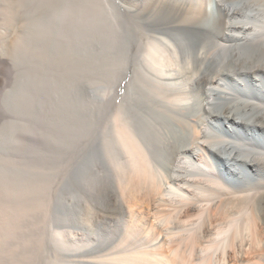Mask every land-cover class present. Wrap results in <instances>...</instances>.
Here are the masks:
<instances>
[{
    "label": "bare ground",
    "instance_id": "1",
    "mask_svg": "<svg viewBox=\"0 0 264 264\" xmlns=\"http://www.w3.org/2000/svg\"><path fill=\"white\" fill-rule=\"evenodd\" d=\"M255 1L16 0L0 264H264ZM65 188L75 216L56 212ZM108 191L120 213L99 206Z\"/></svg>",
    "mask_w": 264,
    "mask_h": 264
},
{
    "label": "rangeland",
    "instance_id": "2",
    "mask_svg": "<svg viewBox=\"0 0 264 264\" xmlns=\"http://www.w3.org/2000/svg\"><path fill=\"white\" fill-rule=\"evenodd\" d=\"M254 1V0H253ZM256 3H264V0H256ZM254 3V2H253ZM218 12L215 13L213 17L215 20L218 18ZM216 17V18H215ZM25 17H23L22 13L18 11V6L16 0H0V130L3 127V124L9 117L6 114V111L1 108L2 106V97L3 95L11 88L12 84V72L9 69L8 61H10L11 53L13 52L14 47L18 43L19 35H21V23H24ZM211 22L215 24V28L218 27L217 21L215 20ZM196 39V40H195ZM220 42H223V39H219ZM196 43H195V42ZM193 46L198 44L197 37L193 36L190 41ZM241 170H248L244 165L239 166ZM253 178V177H252ZM130 186L125 185L123 187L126 196L142 197L144 196V186L142 185L139 179H133ZM131 189V190H130ZM68 196L70 198L69 202H60L56 205V212L62 216H75L77 212L81 210L82 202L75 198L73 192L70 189H66ZM141 193V194H140ZM140 195V196H138ZM73 197V198H72ZM264 203V198H261ZM99 206L106 210H115L118 213L124 210L125 204L117 199L115 193L112 191H108L104 193L98 201ZM116 204V205H115ZM264 205V204H263ZM262 207L264 208V206Z\"/></svg>",
    "mask_w": 264,
    "mask_h": 264
}]
</instances>
